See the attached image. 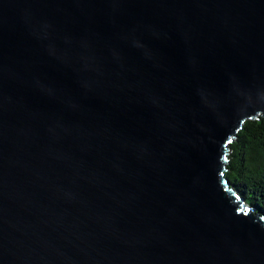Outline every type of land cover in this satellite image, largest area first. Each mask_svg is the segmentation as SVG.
<instances>
[{"label": "water", "instance_id": "95a60500", "mask_svg": "<svg viewBox=\"0 0 264 264\" xmlns=\"http://www.w3.org/2000/svg\"><path fill=\"white\" fill-rule=\"evenodd\" d=\"M259 115L264 0H0V264H264Z\"/></svg>", "mask_w": 264, "mask_h": 264}, {"label": "trees", "instance_id": "16d2710c", "mask_svg": "<svg viewBox=\"0 0 264 264\" xmlns=\"http://www.w3.org/2000/svg\"><path fill=\"white\" fill-rule=\"evenodd\" d=\"M225 172L233 189L264 214V117L248 119L228 145Z\"/></svg>", "mask_w": 264, "mask_h": 264}]
</instances>
